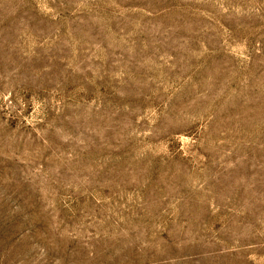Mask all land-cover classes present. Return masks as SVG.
<instances>
[{"label":"rangeland","instance_id":"374dc122","mask_svg":"<svg viewBox=\"0 0 264 264\" xmlns=\"http://www.w3.org/2000/svg\"><path fill=\"white\" fill-rule=\"evenodd\" d=\"M0 264H264V0H0Z\"/></svg>","mask_w":264,"mask_h":264}]
</instances>
